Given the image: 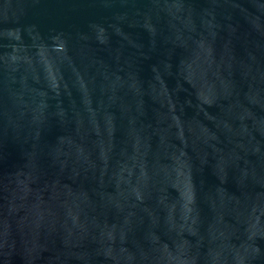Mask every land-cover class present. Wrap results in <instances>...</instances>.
<instances>
[{
	"label": "water",
	"instance_id": "obj_1",
	"mask_svg": "<svg viewBox=\"0 0 264 264\" xmlns=\"http://www.w3.org/2000/svg\"><path fill=\"white\" fill-rule=\"evenodd\" d=\"M0 264H264V0H0Z\"/></svg>",
	"mask_w": 264,
	"mask_h": 264
}]
</instances>
